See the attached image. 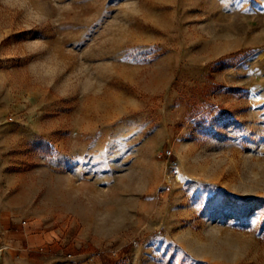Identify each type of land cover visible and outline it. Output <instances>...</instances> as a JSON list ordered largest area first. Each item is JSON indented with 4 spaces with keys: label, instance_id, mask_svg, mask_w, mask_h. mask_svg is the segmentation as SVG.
Returning <instances> with one entry per match:
<instances>
[{
    "label": "rangeland",
    "instance_id": "rangeland-1",
    "mask_svg": "<svg viewBox=\"0 0 264 264\" xmlns=\"http://www.w3.org/2000/svg\"><path fill=\"white\" fill-rule=\"evenodd\" d=\"M0 264H264V0H0Z\"/></svg>",
    "mask_w": 264,
    "mask_h": 264
},
{
    "label": "built area",
    "instance_id": "built-area-1",
    "mask_svg": "<svg viewBox=\"0 0 264 264\" xmlns=\"http://www.w3.org/2000/svg\"><path fill=\"white\" fill-rule=\"evenodd\" d=\"M166 154L169 155L170 153H167V152H166Z\"/></svg>",
    "mask_w": 264,
    "mask_h": 264
}]
</instances>
